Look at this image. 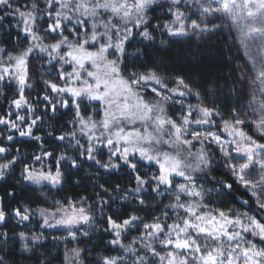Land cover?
Wrapping results in <instances>:
<instances>
[{
	"label": "snow or ice",
	"instance_id": "snow-or-ice-1",
	"mask_svg": "<svg viewBox=\"0 0 264 264\" xmlns=\"http://www.w3.org/2000/svg\"><path fill=\"white\" fill-rule=\"evenodd\" d=\"M0 100V264H264V0H0Z\"/></svg>",
	"mask_w": 264,
	"mask_h": 264
},
{
	"label": "trees",
	"instance_id": "trees-1",
	"mask_svg": "<svg viewBox=\"0 0 264 264\" xmlns=\"http://www.w3.org/2000/svg\"><path fill=\"white\" fill-rule=\"evenodd\" d=\"M13 20L11 17H9L5 23H12ZM167 39V37H165ZM206 45H210L212 51L214 53H220L221 50H227L229 54H231L234 57V63H230L228 67H222L218 66L215 71L220 72L221 74H226L229 70L233 71V74H235V65H240L242 62L245 60L246 57H243L242 55V50H237L238 45L237 42L227 34V32H220L217 33L215 36L212 37L211 41H204L202 42V45L199 48V52L197 51V44L193 43L191 46L187 42L183 41H176L174 42L173 48L165 54V57L170 59L174 64L176 69H181L183 68L185 71L195 73L196 71H203V69H197V67L189 62V56H198L200 53H204L207 51V48L205 47ZM231 45L229 48L228 46ZM4 103L2 100H0V111L3 110ZM48 143H51L52 141L49 140L47 141ZM17 146L23 148L25 152L27 153H32L36 151L35 144L32 142L29 138H22V137H17L16 141L13 142ZM11 146V145H10ZM85 168L91 167V162H88L84 166ZM93 170H95L93 168ZM83 171L80 173L81 176H83ZM214 175L220 176L224 175V172L222 170H218L216 173H213ZM122 173H117L115 176L110 177V179H117V177H122ZM19 178V167L16 169V177L15 179ZM225 179L231 180V177L224 176ZM14 183V179H9L6 183L5 182H0V194H3L4 189L8 188L11 184ZM100 183H104V180H101ZM207 187H215L216 185L214 184H207ZM83 187L80 186L78 188H75L74 191L81 192L82 194H92V188L91 186H88V192L84 193L83 192ZM17 199L12 200L11 204L9 207L15 206L20 200H23L24 203H31L33 199L36 198L38 194V189L35 188H29V187H24L23 185H17ZM237 195L239 196H244L245 194L243 193L242 190L237 189ZM220 199V198H217ZM167 202V201H165ZM35 207V205H32ZM220 207H230V206H235V207H240L239 202L234 199L233 197H226L224 198V203L221 205H218ZM33 225H35V220L33 221ZM11 227V226H9ZM27 229L24 228L23 226L17 225L15 227V231H26ZM47 234V233H46ZM96 238L94 237L93 240ZM11 243V241H10ZM83 246V245H82ZM45 247L50 248L51 244L49 242H45ZM14 253H16L15 256L9 257V259H15L19 258V241L17 240L15 242V248L11 249ZM97 251H101V249H97ZM53 264H60L59 258L53 260Z\"/></svg>",
	"mask_w": 264,
	"mask_h": 264
},
{
	"label": "rangeland",
	"instance_id": "rangeland-1",
	"mask_svg": "<svg viewBox=\"0 0 264 264\" xmlns=\"http://www.w3.org/2000/svg\"><path fill=\"white\" fill-rule=\"evenodd\" d=\"M242 50V49H241ZM246 59V58H245ZM247 99V97H245V100ZM51 231V230H50ZM53 234H59V233H56V232H53Z\"/></svg>",
	"mask_w": 264,
	"mask_h": 264
}]
</instances>
